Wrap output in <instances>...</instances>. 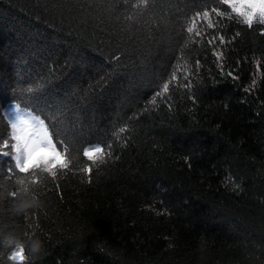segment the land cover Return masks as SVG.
<instances>
[{
    "label": "trees",
    "instance_id": "obj_1",
    "mask_svg": "<svg viewBox=\"0 0 264 264\" xmlns=\"http://www.w3.org/2000/svg\"><path fill=\"white\" fill-rule=\"evenodd\" d=\"M133 2L0 0V134L19 105L55 118L72 158L55 183L30 186L41 204L26 216L0 155V264L17 243L28 255L29 238L41 242L30 264H264V25L213 14L192 43L187 18L227 6L158 0L129 20ZM216 33L224 45L208 44ZM122 126L127 144L113 136ZM89 142L113 145L90 183L77 155Z\"/></svg>",
    "mask_w": 264,
    "mask_h": 264
},
{
    "label": "snow or ice",
    "instance_id": "obj_2",
    "mask_svg": "<svg viewBox=\"0 0 264 264\" xmlns=\"http://www.w3.org/2000/svg\"><path fill=\"white\" fill-rule=\"evenodd\" d=\"M128 3V0H124ZM158 0H134L133 7L136 8L138 13L129 15L127 19L132 20L135 15L142 14L145 10H148L149 5L153 7ZM218 5L227 6L226 10L221 11L219 8H212L195 11L190 17L187 18L188 23L184 27V32L187 34L188 40L192 43H199L195 37H201L204 35L202 31L197 29V24L200 21H204L209 29H215L217 24L213 23L211 17L213 14L221 19L235 20L236 23L246 25L247 28L252 29L254 25H264V0H216ZM261 34L264 35V29H261ZM240 33L237 32L236 36ZM235 38V37H234ZM233 38V39H234ZM219 40L220 45L226 43L222 33H216L208 40L209 45L215 44ZM231 41H227L230 43ZM189 47L188 43L184 44V49ZM217 60H220L223 53L220 51H213ZM114 59L119 61V56H114ZM180 60H184V56L180 57ZM199 59L195 60V67H199ZM66 67L69 66V62H66ZM185 64L178 62L177 67L171 72L170 79L167 82L162 83L160 91H157L155 97H163L164 94L170 92V86L179 81L178 73L182 68H185ZM75 69H73L74 71ZM52 72L55 69L51 70ZM229 76L234 79H238L234 75V71L228 72ZM187 80V76L184 77ZM109 79L101 77L100 82L95 87L103 85L107 87ZM256 85V80L253 79L248 91L252 90ZM184 88H190L191 82L180 85ZM29 93H32L34 89H27ZM157 99L153 98L151 104L155 106ZM2 107V105H0ZM44 116V118H41ZM4 118L0 117V121ZM47 120V122H46ZM58 121L53 117H48L45 114H33L32 112H22L17 105V111L13 112L7 117V124L5 125V133L0 134V155L9 157L13 163L8 168V179H15V184L23 185L27 182L28 186H36L44 184L46 178L55 183L58 177L66 175L72 166L71 148L67 141V138L63 134L62 130L57 126ZM10 129V131L8 130ZM129 129L127 126L119 127L114 131L113 136L117 141L123 140L124 144H127V139L124 138L125 133ZM112 143L96 142L87 143L80 146L77 150V155L86 158L88 163L84 168L80 169L88 178V182H91V175L93 173V166L106 163L107 160L112 159L113 156ZM188 160V158H185ZM190 166V165H189ZM47 174V177L44 176ZM22 177V178H21ZM2 187V183H0ZM59 188V184H56ZM17 191H8V197L14 203L17 196ZM3 193L0 192V196ZM26 216L28 213L25 214ZM32 235H35L33 233ZM30 241V238H29ZM31 248L28 249V255H26L25 247L20 246L17 243L14 246V250L8 255L7 259L14 262V264H30Z\"/></svg>",
    "mask_w": 264,
    "mask_h": 264
},
{
    "label": "clouds",
    "instance_id": "obj_3",
    "mask_svg": "<svg viewBox=\"0 0 264 264\" xmlns=\"http://www.w3.org/2000/svg\"><path fill=\"white\" fill-rule=\"evenodd\" d=\"M17 186V196L15 202L13 203L12 209L17 215H24L29 209L40 206L41 201L28 186L27 182H25L23 185L18 183ZM20 246L24 247V244L21 243ZM29 247L31 248L32 253H38L41 250V242L38 239L30 238Z\"/></svg>",
    "mask_w": 264,
    "mask_h": 264
}]
</instances>
